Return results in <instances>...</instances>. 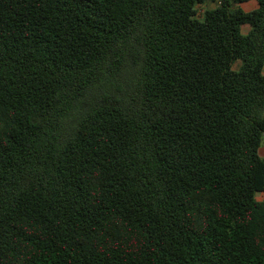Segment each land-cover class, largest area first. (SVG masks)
Segmentation results:
<instances>
[{
  "label": "trees",
  "instance_id": "1",
  "mask_svg": "<svg viewBox=\"0 0 264 264\" xmlns=\"http://www.w3.org/2000/svg\"><path fill=\"white\" fill-rule=\"evenodd\" d=\"M263 70L264 0H0V264H264Z\"/></svg>",
  "mask_w": 264,
  "mask_h": 264
},
{
  "label": "crops",
  "instance_id": "2",
  "mask_svg": "<svg viewBox=\"0 0 264 264\" xmlns=\"http://www.w3.org/2000/svg\"><path fill=\"white\" fill-rule=\"evenodd\" d=\"M217 5H218V3H211V4L207 5V6H205V7H204V8H205L204 10H206V8H207V9H214V8L217 7ZM210 6H212V7H210ZM245 6H246V7H250V9H249L248 11H252V10H254V9H256V8L258 7L256 1H251V2L248 3V4H244V5L242 6V8L244 9ZM263 73H264V70H263ZM263 150H264V146H263V147L261 148V150H260V154H261L262 157H264V153H262Z\"/></svg>",
  "mask_w": 264,
  "mask_h": 264
},
{
  "label": "rangeland",
  "instance_id": "3",
  "mask_svg": "<svg viewBox=\"0 0 264 264\" xmlns=\"http://www.w3.org/2000/svg\"><path fill=\"white\" fill-rule=\"evenodd\" d=\"M210 7H212V6H210ZM205 8H201L200 9V11H199V15H198V17H202V14L204 13V10ZM207 9V8H206ZM250 9V7H244V10L245 11H248ZM262 153H264V150H263V152ZM257 199L258 200H260V201H263L264 200V193H262V194H258V196H257Z\"/></svg>",
  "mask_w": 264,
  "mask_h": 264
}]
</instances>
